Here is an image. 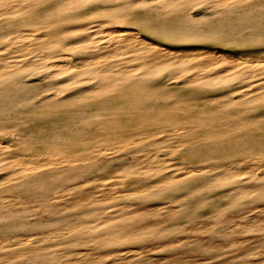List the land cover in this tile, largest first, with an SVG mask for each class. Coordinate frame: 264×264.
<instances>
[{"label":"rangeland","instance_id":"obj_1","mask_svg":"<svg viewBox=\"0 0 264 264\" xmlns=\"http://www.w3.org/2000/svg\"><path fill=\"white\" fill-rule=\"evenodd\" d=\"M131 1L129 7L121 6L113 10L114 19L123 30H141L145 37L169 48L168 53L171 55L168 56H174L175 61L169 59L166 64L161 65V73L167 66H177V61L186 65L185 70L182 66L183 73L177 75L178 87L182 90H197L198 85L213 84L215 86L211 100L209 97L201 99H207L206 104L210 103L220 111L240 110V113L248 100L254 99L249 105L254 107L257 103L255 100L264 97V22H250L254 17H263L264 9L246 15L244 20L238 22L235 21L237 0ZM232 7L233 15L229 16L227 10H232ZM73 16L77 19L80 17ZM137 18L145 23H137ZM89 20V17L84 18L85 22ZM226 24H229L228 27ZM115 25L110 31L94 32L84 37L82 45L89 47L94 43L101 44L106 39L110 42L118 39L116 28L119 26ZM49 39L50 37L47 38ZM38 44L23 40L22 49L28 52L25 49H35ZM1 45L3 54L7 55L0 59L2 145H16V141L21 146L22 143H25L23 146L28 143L16 137L14 131L4 132L3 129L11 128L16 122L24 124L40 117L43 119L48 112L39 104L40 95H50L55 88L62 90L61 101L65 104H80L95 97L100 100L114 97L109 92L94 93L93 90L79 89L92 76H74L71 72L87 71L97 62L107 63L112 60H117V64H123L125 68L134 69L143 60L130 53L121 55V48L116 44L113 49L99 54L102 56L98 61L93 58L82 61L72 52L75 61L64 57L59 60V64L46 71L43 60H38L35 64H15L14 59H23L20 56L24 54L14 55L17 46ZM237 46L243 51L241 60L237 56L221 59L206 52L207 48L219 47L234 52ZM165 55L164 52L161 54L163 57ZM86 57L88 56L83 54L82 58ZM124 59L127 61L122 63ZM14 66L22 69L17 76L9 73ZM56 73L60 74L54 76ZM195 75H198L196 79ZM155 77L154 79L162 80L164 74ZM195 103L192 96L182 93L180 105L175 107L173 113L187 115L189 113L183 109L197 111ZM258 103H261V99ZM192 104L196 107L193 108ZM243 113L246 116L254 115L248 110ZM218 124L217 118H214L181 124L179 126L185 130L168 136L164 131L159 136V145L153 151L148 146L140 145L143 141L137 142L136 137H130L126 141L119 138L115 141L96 142L85 152L67 154L70 161H65L63 154L40 157L38 161L41 164H56L43 166L38 170L31 163L21 162L23 159L20 158H25L24 156L0 154V233H7L0 238L5 240L0 244V255L15 254L14 257L5 258L2 263L33 264L36 260L20 251L29 246L37 248L50 244L53 255L57 257V261L52 264H62L64 259H71L72 264H80L81 262L76 261L78 253L87 247L77 245V230L81 226L103 223L105 220L101 218L105 217L101 216L110 207L116 209L117 201L124 197H127L130 204H134L137 198L154 192L169 195L153 196L155 200L148 203L145 211L149 214H145L141 226L130 228L126 232V228L118 229L115 232L118 240L106 249L95 245L86 253L88 263L94 264L92 257H97V262L108 264H237L240 262L237 257L244 254L247 259L241 264H264V199L255 205L256 210L242 208L240 211L239 204L258 196L259 185L251 180L263 176L264 168L258 166L264 165V150L243 153L239 156L242 160L235 167L207 170L205 174L210 175L211 181H214L215 175L224 174L222 179L215 181L223 187L220 198L208 199L203 202L204 205L199 204L198 194L202 187H208L207 184L188 185L193 175L187 173L184 167L191 164L192 157L200 158L202 139L210 142L207 133L219 128ZM161 125L164 126L163 123ZM175 126L176 123H173L170 128ZM149 141H152L151 137L145 139V143ZM142 148L146 151H142ZM89 151H101L99 158L86 159L90 155ZM103 153L107 157H100ZM214 159L217 160L216 164L218 159L215 155ZM137 160L140 161L138 166ZM112 174H115L114 177H111ZM135 180H139V183L130 188L126 186L129 181ZM98 198L106 200L105 204H90L92 199ZM172 200L175 202L170 204L169 201ZM207 201L215 205L214 211H207ZM187 202H191L189 207L186 206ZM159 203L162 205L157 207ZM118 217L113 216L116 219ZM232 218L236 222L227 224ZM224 222L227 225L220 235ZM156 233L161 235L137 244L144 247L146 252L134 251L130 256H125L127 248L122 245L125 241H139L143 235ZM119 249L123 251L117 253Z\"/></svg>","mask_w":264,"mask_h":264},{"label":"bare ground","instance_id":"obj_2","mask_svg":"<svg viewBox=\"0 0 264 264\" xmlns=\"http://www.w3.org/2000/svg\"><path fill=\"white\" fill-rule=\"evenodd\" d=\"M135 1L139 2L142 0ZM131 2V0H0V54H2L0 59L7 56L3 54V45L1 44L17 46L18 49L14 55L24 54L20 56L23 59H14L15 64L24 62L25 64H35L38 60H43L46 65V71L50 70L51 66L59 64V60L64 57L75 61L76 58L72 52H75L78 55V59L82 61L87 58H93L94 61H98L102 56L99 54L105 50L113 49L116 44L121 48L119 49L122 52L121 55L130 53L136 58L143 59L139 66L134 69L125 68L123 64H117V60H112V62L107 63L97 62L95 66L87 71L79 69L80 71L71 72L74 76L82 74L92 76L87 84L80 86L79 89L93 90L94 93L109 92L114 94V97H110L107 100H100L95 97L84 100L80 104L75 102L65 104L61 101L62 90L59 88H55L50 95H40L39 104L48 114H45L43 119L40 117L33 119L31 123L24 124L16 122L11 128L3 129L4 132L8 130L14 131L16 137L22 138L28 143L25 146H23L25 143H22L21 146L17 145V141L16 145L7 143L2 145L0 142V154L9 153L16 156H24L25 158H20L21 160L23 159L21 162L31 163L34 169L38 170L43 166L56 164L52 162L41 164L38 161L40 157L63 154L66 158L65 161H70L67 158L69 157L67 154L76 151L85 152L93 144L100 141H115L119 138L126 141L130 137H136L137 142L143 141L140 145L148 146L150 151H153L152 149L159 145V136L164 131L168 136L170 133L174 134L185 130L184 127L179 126L181 124L203 122L217 118L219 128L207 133L210 142L202 139V143H200V158L192 157L191 164L184 167L187 173L193 175L188 185L205 186L207 184L206 186L208 187H202L197 199V203L204 205L203 202L208 199L220 198L223 189L222 185L220 186L216 182L222 179L224 174L215 175L214 181H211L210 175L205 174L207 170L235 167L242 160L239 156L243 153L264 150V102L262 103L264 97H260L261 103H258L260 99L257 98L255 100L257 103L254 107L249 106L254 99L248 100V103L243 104L240 113V110L220 111L212 104H206L207 99H201L209 97L211 100L215 86L213 84L198 85L197 90H182V88L178 87L177 75L183 73L182 66L183 70H185L186 65H183L181 61H177V66L175 64L167 66L166 70L161 73V65L166 64L169 59L175 61L174 56H168L171 55L168 53L169 48L145 37L141 30L131 32L123 30L114 19L113 10L115 8L119 9L121 6L129 7ZM235 8L237 13L235 21L241 22L246 15L258 13L259 9H264V0H237ZM233 9L234 7H232V10H227L229 16L233 15ZM6 14L9 15L4 18L3 16ZM73 15L80 17L77 19ZM262 16L254 17L250 22L252 24L258 23V21L263 23L264 13H262ZM88 17L90 20L85 22L84 18ZM228 20L229 18H227ZM136 22L139 24L145 23L143 20H138V18ZM114 25L116 27L119 26L116 28L119 33L118 39H114L112 42L106 39L101 44L94 43L89 45V47L82 45L84 37L94 32L110 31ZM228 25L226 24L225 26L228 27ZM78 32L82 33L79 34ZM48 37H50L49 40H47ZM23 40L37 42L39 43L38 47L32 50L25 49L28 51L25 52L22 49ZM239 47L237 46V50L234 52L228 49L225 50L222 47L207 48L206 52L221 59L228 56H237V59L241 60L244 55ZM163 52L166 54L164 57L161 56ZM7 54L9 55V53ZM83 54L88 57L82 58ZM126 61L124 59L121 62L124 63ZM8 62L13 63V61ZM14 67L9 73L17 76L22 72V69ZM164 68L165 66L162 70ZM171 73H173L171 76L168 75ZM59 74L56 73L54 76ZM163 74L164 79H154L155 76ZM197 77L198 75H195V79ZM15 79L18 80V77H15ZM207 88H209L207 91L202 90ZM182 93L192 96L196 102L195 105L198 107L197 111L194 109H183L189 114L173 113L175 107L180 105ZM192 106L193 108L196 107L193 104ZM190 108L192 107L190 106ZM245 110L254 113V115L246 116L243 113ZM161 123L164 124L163 127ZM173 123H176V126L170 128ZM36 129L37 131H35ZM172 134L171 136H173ZM149 137L152 138V141L145 143V139ZM142 151H146V149L142 148ZM23 152H26V154ZM99 152L89 151L90 155L86 159L99 158ZM188 153L190 154V150H188ZM214 155L218 159L216 164H214L217 161L214 159ZM100 157H107V154L103 153V156ZM137 162L138 166L140 161L137 160ZM114 168L116 170V167ZM258 168H264V165L258 166ZM135 170L140 173L137 168ZM114 173L117 174L116 171ZM114 175L112 174L111 177H114ZM133 182L129 181L126 186L130 188L135 183H139V180ZM251 182L259 185L258 196L252 200L240 202V211L242 208L244 210H251L252 208L256 210L255 205L264 199V173L263 176L253 178ZM146 195L137 198L134 204H130L127 197H124L117 201L118 207L116 209H111L110 207L107 209L108 212L106 211L101 216L105 217L101 218L105 220L103 223L97 222L81 226L77 230L76 237L79 239L77 245L79 247H87L80 250L76 261L81 262L80 264H90L88 263L89 257L86 254L89 250L95 245H99L101 249H106L107 246L112 245L118 240V234L115 232L122 227L126 228L124 230L126 232L130 228L141 226L143 218L145 220V214H149L145 211L149 206L148 203L155 200L153 196L163 197L169 194L149 192ZM105 201L99 198L92 199L90 204L98 205L103 202L105 204ZM169 202L171 204L175 200ZM206 204L207 211L215 210V205L211 201H207ZM161 205L159 203L156 206L160 207ZM190 205L191 202H187L186 206L189 207ZM121 213L123 214L121 215ZM114 215L119 217L117 219L113 218ZM231 222H236L235 218L227 221V224H231ZM226 225L225 222L222 224L220 235ZM5 234L7 233H0V238L5 236ZM160 235V233L149 236L143 235L139 241L127 240L124 243L122 241L123 244H121L127 248L125 256H130L129 254L134 251L146 252L144 247H139L137 244H142L148 238H157ZM3 241L5 240L0 239V244ZM51 247L52 245L50 244H44L37 248H30L29 246V248H25L20 252L36 260L33 264H52L57 261V257L53 255ZM122 251L123 249H119L116 252L120 253ZM242 255V257H237L240 259L237 264H241L247 259L244 254ZM14 256L15 254L0 255V264H4L2 262L5 258ZM92 258L94 259L92 261L94 264H108L97 262L95 260L97 257ZM62 264H72V260L64 259Z\"/></svg>","mask_w":264,"mask_h":264}]
</instances>
